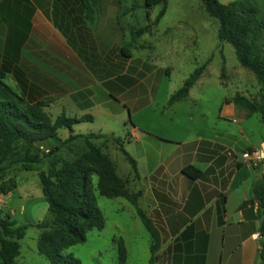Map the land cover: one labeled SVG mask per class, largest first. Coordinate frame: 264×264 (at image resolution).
I'll return each mask as SVG.
<instances>
[{
	"label": "crops",
	"instance_id": "1",
	"mask_svg": "<svg viewBox=\"0 0 264 264\" xmlns=\"http://www.w3.org/2000/svg\"><path fill=\"white\" fill-rule=\"evenodd\" d=\"M88 1L92 21L82 0H0V54L13 55L20 72L29 65L51 73V79L62 81L67 107L82 109L92 119L91 108L115 94L134 105L131 115L151 104L158 109L148 111L144 124L135 120L127 129L122 145L135 161V171L125 159L120 172L112 160L128 190L139 192L138 207L157 239L150 263L154 236L132 204L114 197L116 211H126L133 226L123 227L124 221L114 219L118 237L125 231L131 238L140 236L133 243L122 238L126 264H258L264 213L254 188L264 178V161L252 164L241 156L244 150L264 149L255 75L232 55L228 64V42L193 31V71L203 66L200 76L184 97L169 102V95L156 102L160 83L171 71L155 61L156 46L170 39L168 31L174 28H158L164 14L157 20L150 11L147 15L142 0H129L123 18L119 10L124 0ZM256 2L264 11V0ZM216 53L221 64L212 69ZM126 102L120 99L124 107ZM18 189L4 197L27 195ZM21 254L20 246L15 264H30Z\"/></svg>",
	"mask_w": 264,
	"mask_h": 264
},
{
	"label": "trees",
	"instance_id": "2",
	"mask_svg": "<svg viewBox=\"0 0 264 264\" xmlns=\"http://www.w3.org/2000/svg\"><path fill=\"white\" fill-rule=\"evenodd\" d=\"M82 1L86 17L92 21L93 9L89 1ZM167 2L168 0H142L141 6L149 15L153 6L162 4L157 20L164 14ZM201 2L207 15L218 22V40L230 43L239 64L252 71L258 80L260 93L257 107L264 123V11L258 7L256 0ZM202 70L203 66H199L191 72L182 86L171 94L169 102L187 95ZM6 74L7 71L0 67V194L6 195L15 190L17 183L9 176L11 172L36 171L52 218L35 224H19L0 209L2 264H15V258L20 254L19 240L24 237L28 225L41 229L37 238V252L50 264H81L78 258L71 253H64V250L84 242L88 231L104 227L105 218L97 204L95 190L108 198L123 197L135 207L138 217L154 236L150 245L152 263L157 247L156 233L149 218L138 207L139 192L128 190L112 159L93 142V139L103 137L102 134L73 133L74 124L91 120L92 116H67L62 112L51 120L43 110V103L25 105L23 96L5 82ZM60 128L70 130L62 144L70 143L78 137L84 138L85 150L75 153L72 160L61 155L59 144L45 151L40 149L49 139H58ZM115 143L135 171L133 158L122 143L119 144L117 140ZM43 164H46V169L42 168ZM93 176H96L95 186L92 183ZM254 191L264 213V178L255 185ZM261 233L263 240L258 264H264V220ZM126 260L127 251L122 238H119L116 264H126Z\"/></svg>",
	"mask_w": 264,
	"mask_h": 264
},
{
	"label": "rangeland",
	"instance_id": "3",
	"mask_svg": "<svg viewBox=\"0 0 264 264\" xmlns=\"http://www.w3.org/2000/svg\"><path fill=\"white\" fill-rule=\"evenodd\" d=\"M124 1L126 2L122 4L119 10L121 12L120 18L124 17L122 13L124 7L130 5L129 0ZM139 1L133 0L135 3ZM161 8L162 4L153 6L150 10V16H157ZM143 18V20H146L144 15ZM167 26L174 28L168 31L171 34L170 39H166V41L158 44L155 51L157 55L155 61L157 64L171 68L169 77L162 80L156 93L155 100L159 103H162L169 95L176 91L196 66L193 57L194 50L191 45L193 31L197 32V34L208 33L209 38L213 33L215 42L217 41L218 22L215 18L207 15L201 0H168L164 17L158 24V28L163 29ZM203 37L205 38L206 35H203ZM200 42L205 44L204 41ZM224 51L229 65L232 64L231 55L234 61L238 63L231 44L227 43ZM220 64V57L216 53L211 63V68L217 69ZM0 67L7 71L5 82L23 96L25 105L35 102L43 103V110L47 112L51 120H54L62 112L63 108L67 116L80 117L84 114L81 113L82 109H74L75 106L71 105L67 107L65 99H62V81L58 82L51 79V73L39 72L29 65L27 66V70L20 72L15 68V57L8 54H0ZM212 72L209 75L210 78H214L213 73L215 72ZM57 83L59 85L58 90L54 89V85ZM219 93L220 91L215 89L214 95L217 96ZM123 98L127 100L125 107L120 103V99ZM153 107H155L154 104H151V108L138 110L131 115L134 105L128 102L126 96L123 97L115 94L110 101L107 100L106 104H100L91 108L89 112L93 115V119L81 121L73 125L72 130L73 133L83 135L88 133L104 134L101 138L93 139V142L99 145L102 151L116 162L121 170L120 172H122V167H126L128 162L125 160L115 141H119V144L124 143L130 123L135 120L140 122V124L147 122L149 119L148 113ZM103 108H106V110ZM108 110L113 113H110ZM156 112L158 113L157 108ZM69 133V129L60 128L58 130V139H49L40 146V149L45 151L47 148L59 144L61 146V155L72 160L75 157V153L85 150V142L83 137H78L70 143L62 144V141L66 139ZM42 168L46 169V164H43ZM9 176L16 181L17 186L21 189L20 191H26L27 195L22 194V197L20 195L4 197L5 195L0 194V209L2 212L9 214L19 224L50 221L52 213L48 210L47 202L41 192V184L36 171L15 170ZM92 183L95 186L96 176L92 177ZM94 192L97 204L104 215L105 225L102 229L88 231L84 242L69 246L64 250V253H71L80 260L81 264H115L117 258V240L124 237L127 241L131 239L133 243L135 240L139 241L140 236L136 234L131 238L127 231H125V233H122L118 237V233L115 227H113V221L119 218L126 223L123 227H133L130 225L131 222L128 214L126 211L121 213L116 211L119 208L117 198L101 196L96 190ZM6 201L16 206L9 207ZM16 201L17 203H15ZM122 201L127 203L126 200ZM40 231L41 229L37 226L28 225L24 237L19 240L21 257L30 264H50L43 255L37 252V238Z\"/></svg>",
	"mask_w": 264,
	"mask_h": 264
},
{
	"label": "built area",
	"instance_id": "4",
	"mask_svg": "<svg viewBox=\"0 0 264 264\" xmlns=\"http://www.w3.org/2000/svg\"><path fill=\"white\" fill-rule=\"evenodd\" d=\"M241 156L246 162L256 164L264 161V149L260 147L251 150H244L242 151Z\"/></svg>",
	"mask_w": 264,
	"mask_h": 264
}]
</instances>
